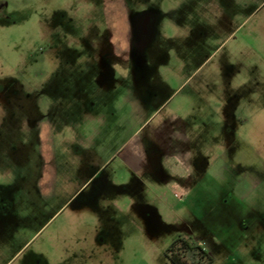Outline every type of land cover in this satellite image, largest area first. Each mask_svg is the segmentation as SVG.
<instances>
[{
  "label": "rangeland",
  "instance_id": "rangeland-1",
  "mask_svg": "<svg viewBox=\"0 0 264 264\" xmlns=\"http://www.w3.org/2000/svg\"><path fill=\"white\" fill-rule=\"evenodd\" d=\"M0 1V264H264V0Z\"/></svg>",
  "mask_w": 264,
  "mask_h": 264
},
{
  "label": "trees",
  "instance_id": "trees-1",
  "mask_svg": "<svg viewBox=\"0 0 264 264\" xmlns=\"http://www.w3.org/2000/svg\"><path fill=\"white\" fill-rule=\"evenodd\" d=\"M171 264H212L211 254L189 238L178 236L165 250Z\"/></svg>",
  "mask_w": 264,
  "mask_h": 264
},
{
  "label": "flooded vegetation",
  "instance_id": "flooded-vegetation-1",
  "mask_svg": "<svg viewBox=\"0 0 264 264\" xmlns=\"http://www.w3.org/2000/svg\"><path fill=\"white\" fill-rule=\"evenodd\" d=\"M5 3H3V2H1L0 1V16H2L3 15V8L5 7ZM148 23H149V19L148 18H146V19H144L143 20V22H142V29L144 30V31H146L147 30V27H148Z\"/></svg>",
  "mask_w": 264,
  "mask_h": 264
}]
</instances>
